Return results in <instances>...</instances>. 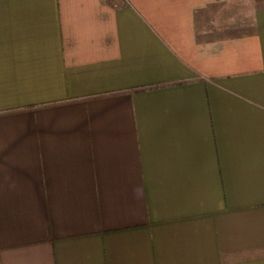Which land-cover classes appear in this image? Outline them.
<instances>
[{
    "label": "crops",
    "instance_id": "1",
    "mask_svg": "<svg viewBox=\"0 0 264 264\" xmlns=\"http://www.w3.org/2000/svg\"><path fill=\"white\" fill-rule=\"evenodd\" d=\"M0 264H264V0H0Z\"/></svg>",
    "mask_w": 264,
    "mask_h": 264
}]
</instances>
